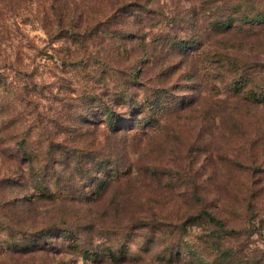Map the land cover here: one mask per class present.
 Listing matches in <instances>:
<instances>
[{
  "label": "rangeland",
  "instance_id": "rangeland-1",
  "mask_svg": "<svg viewBox=\"0 0 264 264\" xmlns=\"http://www.w3.org/2000/svg\"><path fill=\"white\" fill-rule=\"evenodd\" d=\"M247 1L0 0V264H264V27L214 30Z\"/></svg>",
  "mask_w": 264,
  "mask_h": 264
},
{
  "label": "trees",
  "instance_id": "trees-1",
  "mask_svg": "<svg viewBox=\"0 0 264 264\" xmlns=\"http://www.w3.org/2000/svg\"><path fill=\"white\" fill-rule=\"evenodd\" d=\"M248 4H246L245 9L242 11H238L236 12H232L231 14H229L228 17H226V20L224 22H215V31L218 32H224V31H229L232 29H243V27L252 29L255 27H260L263 26L264 27V11L262 10H258L255 11V5L252 1H247ZM253 3V4H252ZM239 9L242 8V5L238 6ZM234 15V16H231ZM240 25V26H237ZM84 30L86 31V35L89 34L90 31H94V28L92 26H84ZM187 45V44H186ZM187 48V46H184ZM242 87L241 83H234V88L236 91H238V93H241L239 90ZM263 91L261 92H257L253 89L249 90V92H246L245 94H243V97L245 98L244 100H248L251 101L253 103L259 104V105H264V89H262ZM130 94H126L124 93V91L120 94V96H118L119 99H122L124 101L127 102H131L132 103V99L130 98ZM92 99H96V98H92ZM137 109V107H136ZM126 117L125 115H121V113L118 112H114L113 110H111L110 108H105L101 110V114L98 118V120H100L101 123H107L108 124V129L113 132V134H119L120 131H122L123 128H126V126L124 124H126L124 122V124H117V121H120L122 118ZM96 123V122H95ZM121 129H118L120 128ZM132 128L130 130L135 129L136 126H131ZM91 154H93V152H90ZM25 155L27 156V159L29 157L28 154L25 153ZM104 162H99L98 163V167H102ZM42 197L44 200H57L58 199V194H47L45 192H43V196ZM5 204V203H4ZM201 223L206 224V226L208 227H213L214 228V234H213V238L215 237L216 233H220V232H224L227 231V225L226 223L221 220L216 218L213 214L207 212V211H201L198 215L196 216H191L187 219L186 223H190L193 224L196 221H199ZM8 231H11L10 234V239H12V237L14 236H20L21 235V230H14V228L7 227ZM42 234V233H41ZM39 235V234H38ZM35 236V234H34ZM37 236V235H36ZM11 241V240H10ZM37 241V240H36ZM216 244V243H214ZM4 247H6V251L10 254L13 255H17V254H22L25 255L26 253H28L29 251H33L32 247H37L39 246L38 242H34V243H25V242H15L14 240L12 242H5L3 244ZM78 244L74 246L75 250H78ZM4 248L0 249V252L2 254H4L5 252ZM110 257L113 259L111 261H116L115 260V256L114 254L109 252ZM197 256V255H196ZM98 261L101 260L102 258L99 256H96ZM200 258V257H199ZM160 261H164L162 259H160ZM120 262H123V260H120ZM196 263L195 261H191V264H207L204 260H197ZM168 263H174L172 262V260H168Z\"/></svg>",
  "mask_w": 264,
  "mask_h": 264
}]
</instances>
